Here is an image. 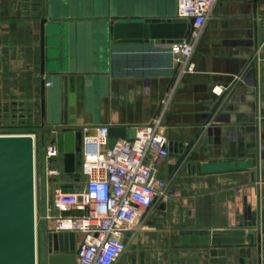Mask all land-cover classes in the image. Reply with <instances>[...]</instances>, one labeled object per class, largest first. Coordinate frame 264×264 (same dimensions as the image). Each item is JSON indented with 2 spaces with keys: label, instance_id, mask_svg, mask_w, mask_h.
<instances>
[{
  "label": "crops",
  "instance_id": "0c3cea01",
  "mask_svg": "<svg viewBox=\"0 0 264 264\" xmlns=\"http://www.w3.org/2000/svg\"><path fill=\"white\" fill-rule=\"evenodd\" d=\"M112 8L178 15L177 0H0V72L34 77L36 177L55 189L86 183L85 126L125 127L133 138L162 112L173 86L172 43H118ZM193 59L196 70L178 84L163 129L167 152L172 141L196 140L174 172L176 157L168 153L160 163L167 194L127 233V249L114 264H264V0H217ZM65 123L82 131L72 169L63 153L46 155ZM195 229H244L246 239L224 246L225 262L222 255L213 261L212 245L183 242Z\"/></svg>",
  "mask_w": 264,
  "mask_h": 264
},
{
  "label": "built area",
  "instance_id": "2783aa9c",
  "mask_svg": "<svg viewBox=\"0 0 264 264\" xmlns=\"http://www.w3.org/2000/svg\"><path fill=\"white\" fill-rule=\"evenodd\" d=\"M177 3L178 16L195 18V30L189 41L171 44L177 68L173 86L163 98L162 112L150 124L138 128L133 138H120L113 147L109 146L108 125L85 126L82 174L86 183L74 192H64L61 187L54 191L47 215L52 220L49 231H75L77 237L81 235L78 264H114L127 249V233L158 197L165 198L167 194L168 183L158 175L168 143L163 114L178 84L196 70L193 55L197 40L217 0ZM213 90L219 95L224 92L221 85ZM59 154L56 142L47 146L48 158ZM56 173L50 170V175Z\"/></svg>",
  "mask_w": 264,
  "mask_h": 264
},
{
  "label": "water",
  "instance_id": "95a60500",
  "mask_svg": "<svg viewBox=\"0 0 264 264\" xmlns=\"http://www.w3.org/2000/svg\"><path fill=\"white\" fill-rule=\"evenodd\" d=\"M56 1L60 3L63 0ZM115 9H111L116 17L112 32L118 43L189 41L195 30L194 17L135 16L131 11L115 14ZM84 14L83 11L79 13L80 16ZM196 137L186 146L179 141L169 143L167 154L177 158L170 165L172 172L183 163ZM120 138H127L125 127L109 128L110 147ZM81 140L82 131L66 123L55 132L53 141L65 155L67 169H72L76 163ZM179 149L180 154H175L174 151ZM62 190L74 192L76 188L64 186ZM47 236L49 254L45 264H78L75 231H50ZM245 239L244 229H195L183 233L184 243L212 245V260L216 261L214 256L222 255V262L226 261L224 246L243 243ZM0 264H38L36 139L31 133L0 134Z\"/></svg>",
  "mask_w": 264,
  "mask_h": 264
},
{
  "label": "rangeland",
  "instance_id": "374dc122",
  "mask_svg": "<svg viewBox=\"0 0 264 264\" xmlns=\"http://www.w3.org/2000/svg\"><path fill=\"white\" fill-rule=\"evenodd\" d=\"M30 68V72L37 74L35 65ZM33 79L20 73L7 77L5 72H0V134H35L40 117ZM54 191L52 185L41 182V174L38 181L36 177L38 264H44L46 255L47 222L51 220L47 215Z\"/></svg>",
  "mask_w": 264,
  "mask_h": 264
}]
</instances>
